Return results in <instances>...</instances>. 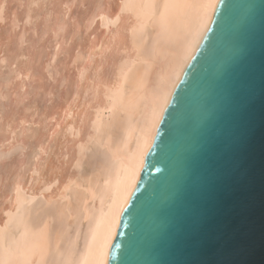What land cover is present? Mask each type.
I'll return each mask as SVG.
<instances>
[{
	"label": "bare ground",
	"instance_id": "bare-ground-1",
	"mask_svg": "<svg viewBox=\"0 0 264 264\" xmlns=\"http://www.w3.org/2000/svg\"><path fill=\"white\" fill-rule=\"evenodd\" d=\"M220 2L0 0V264L109 263Z\"/></svg>",
	"mask_w": 264,
	"mask_h": 264
},
{
	"label": "water",
	"instance_id": "water-1",
	"mask_svg": "<svg viewBox=\"0 0 264 264\" xmlns=\"http://www.w3.org/2000/svg\"><path fill=\"white\" fill-rule=\"evenodd\" d=\"M108 264H264V0H221Z\"/></svg>",
	"mask_w": 264,
	"mask_h": 264
},
{
	"label": "rangeland",
	"instance_id": "rangeland-1",
	"mask_svg": "<svg viewBox=\"0 0 264 264\" xmlns=\"http://www.w3.org/2000/svg\"><path fill=\"white\" fill-rule=\"evenodd\" d=\"M94 151H99V152H102L101 148H96L94 147L93 148ZM83 171L88 174L90 173L91 169H90V166L88 165V162H85L83 164ZM82 188L81 187H78V190H76V193L73 194V196L71 197V206L73 207L74 205L76 206L77 204V196H78V193H79V190H81ZM38 205H41V207L39 208V210H47L49 212H53L54 216H52V219L50 220V229L52 232H54L56 229H58V225L60 221H62L64 219V216H62L63 214H61V216L56 212L55 210V207H56V204H49V205H45L44 203V200L42 198H37L34 202H32V204L30 205V207L32 206H38ZM43 214V213H42ZM77 219L75 216L74 218L71 220L70 224H71V227H70V231L73 232L77 226V224H79L77 222ZM82 221H80V224H81ZM82 233V232H81ZM80 233V234H81Z\"/></svg>",
	"mask_w": 264,
	"mask_h": 264
}]
</instances>
